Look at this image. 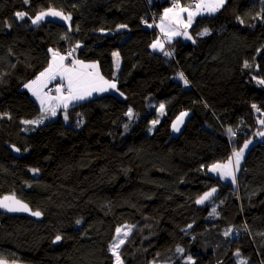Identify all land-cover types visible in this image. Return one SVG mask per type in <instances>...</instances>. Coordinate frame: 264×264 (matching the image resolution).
<instances>
[{"label": "trees", "instance_id": "1", "mask_svg": "<svg viewBox=\"0 0 264 264\" xmlns=\"http://www.w3.org/2000/svg\"><path fill=\"white\" fill-rule=\"evenodd\" d=\"M170 2L0 0V196L14 192L44 214L35 220L0 212V256L25 259L45 249L59 255L43 264H114L110 243L129 222L138 229L123 247L124 264L164 259L178 246L184 253L172 264H184L186 255L194 264H240L237 253L246 264H264V84L252 76L264 79V0H226L195 18L191 40L177 38L158 51L151 13L159 17ZM49 8L72 20L31 23ZM21 11L23 20L15 16ZM69 48L98 62L122 96L107 92L72 104L69 123L62 116L24 123L41 111L25 84L50 64V50ZM238 71L239 95L216 110ZM147 99L165 106L153 131L157 114ZM130 108L136 116L127 115ZM184 110L190 114L175 134L173 121ZM250 138L236 183L210 170ZM215 185L217 197L199 206Z\"/></svg>", "mask_w": 264, "mask_h": 264}, {"label": "snow or ice", "instance_id": "2", "mask_svg": "<svg viewBox=\"0 0 264 264\" xmlns=\"http://www.w3.org/2000/svg\"><path fill=\"white\" fill-rule=\"evenodd\" d=\"M25 3H28V0H25ZM225 3V0H198L195 5H190L188 7H182L178 0L176 3L173 4L172 8H167L164 10V16L161 17V31L165 34V36L170 39L174 35H185L187 36V32L181 33L179 31L174 30L171 27L172 23L175 24H181L185 29L190 26L193 18L198 15L202 14L204 12L207 13H215L218 11ZM194 8V11L192 10ZM188 13L187 16V23H184V21L181 18L182 13ZM171 14V17L169 16ZM28 14L26 12H16L15 16L23 20ZM46 16H52V17H60L63 20L70 21L71 16L65 15L62 11H57L55 9H48L47 11H42L39 14H37L33 19H31L32 24H38L41 20H43ZM165 21H170L169 25L165 26ZM243 23V21H241ZM120 27H126V25H120ZM207 29L204 30L203 33H200V35L207 34ZM191 37H189L190 39ZM152 48L156 49L159 48L163 50V43L159 40L154 42L151 45ZM51 51V50H50ZM74 51V50H73ZM72 52L68 53V56H71ZM113 55L116 57L117 61V67L119 66V54L113 53ZM165 55H171V53L166 52ZM67 59L66 56L61 55L59 52L53 51L52 52V60L48 66L43 72L37 76V78L30 82L29 84H26L25 87L32 90L33 94L37 97V99L40 100V104L42 109L45 112H50L52 116L56 115V108L60 105L63 106L64 109H67L69 102L71 101H77L84 99L86 96L92 95L93 92H103L106 91L109 88H115V83L109 82L104 79L103 76L100 75L97 65L96 64H84L83 61H72V66L65 65L64 61ZM245 66H248L247 64ZM90 70V71H89ZM59 75L62 78L67 80V86L66 91L67 95L63 94L64 88L63 86L57 87L56 92L59 93V95L52 97V96H46L41 95V88L44 86L46 81L55 79L56 76ZM180 78L184 80V83L187 84V79L184 78L183 73L179 74ZM260 84H264V80L258 81ZM122 95V94H121ZM50 101H56V105L54 107H45ZM255 108L256 105H253ZM161 111L164 109V105H160ZM259 111V109H257ZM127 115H132V110L129 109ZM187 115V113H181L179 117H177V121L173 124V128L175 130H179V125L183 122V117ZM44 117H41L40 120L35 121H24V123H32V124H39L42 122ZM67 119V117H65ZM157 121H153V124H155ZM261 124H264V120L260 121ZM230 133H232V130H228ZM232 135H235V133H232ZM260 136H264V132L258 133ZM248 143L246 142L244 145V148H247ZM19 151V149H17ZM244 149L241 148L239 151H234L232 157H229L227 162L225 163H214L211 165L210 170L212 172H219L222 176H231L233 178V181H235V175L233 171V164H235V167L238 169L240 160L243 156ZM233 157L235 158L233 160ZM33 171H38L34 169ZM215 192V189H212L210 192H206L199 200H197V203H204L205 200H207L212 193ZM0 207L7 208L9 211H30L27 204L23 203L20 200H17L15 196H4L2 199H0ZM215 211V210H213ZM33 216H40L41 212L39 211H33ZM79 223V221H77ZM130 227V226H129ZM190 227V226H189ZM123 232V235L126 237L128 235L127 231H124L123 228L118 227L116 229L117 234V242H114L111 246V251L115 255V264H123L120 254H119V247L121 244L124 243L123 239H119L120 234ZM229 233L226 231L225 235H228ZM62 237L60 235H57L55 237L56 241H60ZM178 252H182L183 249L178 248ZM239 253H237L238 255ZM189 260L192 258L189 256ZM0 264H6V261L0 260ZM241 264H246V262L241 261Z\"/></svg>", "mask_w": 264, "mask_h": 264}, {"label": "rangeland", "instance_id": "3", "mask_svg": "<svg viewBox=\"0 0 264 264\" xmlns=\"http://www.w3.org/2000/svg\"><path fill=\"white\" fill-rule=\"evenodd\" d=\"M49 9H55V10H57V11H61V10H59V9H56V8H49ZM48 10V9H47ZM46 10V11H47ZM63 12V11H62ZM64 13V12H63ZM65 15H70V14H66V13H64ZM71 16V15H70ZM46 17H51V18H54V19H59V20H63L62 18H60V17H52V16H46ZM45 17V18H46ZM72 17V16H71ZM44 18V19H45ZM71 20H72V18H71ZM70 20V21H71ZM64 21V20H63ZM66 21V20H65ZM70 21H68V22H70ZM53 51H55L54 49H52V52ZM51 52V53H52ZM57 52V51H56ZM115 53H118V52H115ZM119 54V53H118ZM113 58H114V64H115V71H116V73H118L119 72V70H120V67H121V59H120V55H119V63H120V67H119V69H118V67H117V61H116V57L113 55ZM75 60H77V61H79V59L78 58H76ZM66 61V63L69 65V66H72V64H70L68 61H67V59L65 60ZM67 65V66H68ZM3 67H1L0 66V70L2 69ZM242 73L240 72V71H238V72H236V74L234 75V77H233V79H232V81L230 82V84L228 85V88H227V90H226V92L224 93V95L221 97V99H220V101L215 105V109L216 110H218V111H221L222 109H224L225 107H227V106H229L230 105V102H231V100H235L236 98H237V96L239 95V93H240V91H241V88H242V85H243V78H242V75H241ZM254 78H255V80H256V82L257 81H260V80H264V79H262V78H260V77H258L257 75H255L254 73H253V75H252ZM110 82V81H109ZM258 84H260L259 82H257ZM262 85V84H261ZM110 89V88H109ZM109 89H107L106 91H104V92H99V93H107V92H111V90H109ZM53 93V92H52ZM98 93V94H99ZM114 93V92H113ZM117 93H119L118 95H120V96H122L121 94V92L120 91H118L117 90ZM161 104H163L164 105V103H160V104H158V105H156L154 102H152L150 99H147L146 100V106L147 107H149V108H151V109H155L156 110V117L155 118H153L152 120H151V125H150V128H149V130L150 131H153L154 129H155V127H156V125L158 124V122L164 117V115H165V106H164V109H163V111H161V109H160V105ZM131 110H132V115L130 116V117H134V116H136V114H135V110L133 109V108H130ZM181 113H187V115H185L184 117H183V122L179 125V130L177 131V130H175L173 127V133H175V134H178L180 131H181V129L183 128V125H184V122H185V120H186V118L188 117V115L190 114V111L189 110H184V111H182ZM180 113V114H181ZM180 114L177 116V117H179L180 116ZM65 117H67V119L65 118ZM177 117H176V119L173 121V124L177 121ZM63 119H64V121L66 122V123H69V118H68V115H67V112L65 111L64 113H63ZM153 121H157L155 124H153ZM36 141H37V143H41V140H39L38 138H36ZM254 139L253 138H250L249 140H247L246 142L248 143V146H247V148H244V145H245V143H244V145L241 147V148H243L244 149V151H243V156H242V158H241V160H240V164H239V167H238V169L240 168V165H241V163H242V161H243V159H244V156H245V154H246V151L249 149V147L254 143ZM241 148H237V149H235V151H239ZM232 155H233V151L231 152V155H230V157H232ZM235 158L233 157V160H234ZM225 162H227V160L226 161H224V162H221V163H225ZM236 167H235V164H233V171H234V175H235V183L237 182V170H238ZM220 175H221V173H220ZM221 177L222 178H224V179H227V180H233V178L231 177V176H222L221 175ZM214 208H216V203L213 205V209ZM130 226V227H129ZM118 227H121V228H123V230L124 231H127L128 232V235L125 237L124 235H123V232L120 234V236H119V239H123L124 240V243L123 244H121L120 245V247H119V249H118V251H119V254H120V258H121V260H122V262H123V264H124V260H123V258H122V252H123V247H124V245L126 244V242L130 239V237H131V235L138 229V225H135V224H132V223H129V222H125V223H123V224H121V225H119ZM117 227V228H118ZM114 242H117V234H116V232H115V236H114V238H113V240L111 241V243H110V249H111V246H112V244L114 243ZM178 248H180V249H183L182 248V246H178L176 249H178ZM112 252V251H111ZM178 252V251H177ZM184 253V250L182 251V252H178L177 254H175V255H171V256H166L164 259H160V260H157V259H152L148 264H172L174 261H175V259L177 258V256L178 255H180L179 257H181L182 256V254ZM58 253L57 252H54V251H45V249H43V250H41L40 252H38V253H34V254H30L29 256L30 257H33V258H35V259H39V260H46V261H48V260H52V259H55V258H57L58 257ZM112 255H113V257H114V264H115V260H116V258H115V255L112 253ZM191 257L192 259L191 260H189L188 259V257ZM238 256V260H239V262H240V264H241V261H244V259L240 256V254H238L237 255ZM182 262L184 263V264H194V262H195V259H194V257L193 256H191V255H186L185 257H183L182 258ZM244 262H246V261H244Z\"/></svg>", "mask_w": 264, "mask_h": 264}, {"label": "crops", "instance_id": "4", "mask_svg": "<svg viewBox=\"0 0 264 264\" xmlns=\"http://www.w3.org/2000/svg\"><path fill=\"white\" fill-rule=\"evenodd\" d=\"M225 1H226V0H225ZM197 2H198V1H197ZM197 2H196V3H197ZM182 7H188V6H182ZM167 8H172V7H167ZM167 8H165V9H167ZM165 9H163V10L161 11V14H160L159 17L155 20L156 23H155V22L152 23V25L154 26V28H157V29L159 30V35H158L157 40L161 41V42L163 43V45H164L163 50H161V49H159V48H156V50H158V51H165V50L167 49V45H168V43L171 42V41H173L174 39H177V38H183V39H185V40H191V39H192V35H191V32H190V27H191V25L194 23L195 18H196L197 16H199V15H202V14H211V13L204 12V13H202V14H198V15H196V16L193 18V20H192L190 26L187 27V29H185L181 24H175V23H172V24H171V27H172L174 30L179 31V32H181V33H184V32L186 31V32H187V36H185V35H183V34H181V35H174V36H172L170 39H168V38L165 36V34L161 31V27H160V25H161V17L164 16V10H165ZM192 10L194 11V8H193ZM216 12H217V11H216ZM169 16L171 17V14H169ZM187 16H188V13H187V12L181 14V18H182V20L184 21V23H187ZM67 22H68V21H67ZM164 23H165V26L167 27V26L169 25L170 21H165ZM189 37H191V38L189 39ZM157 40H156V41H157ZM51 51H52V50H51ZM55 51H57V50H55ZM57 52H58V51H57ZM59 53H60V52H59ZM60 54L65 56L64 53H60ZM51 60H52V56H51ZM79 61H83V60L79 59ZM50 62H51V61H50ZM64 63H65V65H68V64L66 63V61H64ZM83 63H84V64H96V65H97V69H98V71H99V73H100V75H101V72H100V69H99L98 62H96V61H88V62L83 61ZM48 66H49V65H48ZM48 66H47L46 68H48ZM68 66H69V65H68ZM119 67H120V63H119ZM119 67H118V69H119ZM46 68H45V69H46ZM45 69H44V70H45ZM44 70H42L41 72H43ZM89 71H90V70H89ZM41 72H40V73H41ZM40 73H38L37 76H39ZM115 74H116V71H115ZM37 76H35V77L32 78L31 80H29L26 84H29L30 82L34 81V80L37 78ZM101 76H102V75H101ZM104 79H105V78H104ZM105 80L110 81V82H112V83H115L114 80H109V79H105ZM62 81L65 82V83L67 84V80L64 79V78H62V77L59 76V75H57L55 79H52V80H48V81H46V83L44 84V86L41 88V95L52 96V97H55V96L59 95V93L56 92V89H57V87H60L59 82H62ZM52 83H56V84H57L56 89L53 91V93L46 94V93H45V88H46L48 85L52 84ZM26 84H25V85H26ZM115 85H116V83H115ZM116 87H117V86H116ZM116 87H115V88H110L109 90H111V92H116V93H117V88H116ZM27 89L29 90L30 94H31V95L36 99V101L38 102L41 111H40V114H39V116H38L37 118L29 119V120H26V121L40 120L41 117H44L43 120H42V122H45V121L48 120V119L56 118V117H58V116H62V117H63V113H64L65 111L67 112V115H68V118H69V107H70L72 104H74V103H76V102H78V101L84 100V99H86V98H89V97H92V96H95V95L102 94V93H99V92H93L92 95H90V96H86L84 99L77 100V101H71V102H69L67 109H64L63 106L60 105L59 107L56 108V115H55V116H52V115L50 114V112H45V111L42 109L41 104H40V100L37 99V97L33 94L32 90L29 89V88H27ZM103 92H104V91H103ZM98 93H99V94H98ZM63 94H64V95H67V92L63 91ZM222 96H223V95H222ZM222 96H221V97H222ZM221 97L219 98L218 102L220 101ZM231 101H232V100H231ZM218 102H217V103H218ZM55 105H56V101H50L47 105H45V107H54ZM226 108H228V106L225 107V109H226ZM222 110H223V109H222ZM222 110H221V111H222ZM42 122H41V123H42ZM28 124H29V123H28ZM31 124H32V123H31ZM39 124H40V123H39ZM33 125H36V124H33ZM37 125H38V124H37ZM35 138H38L39 140H41V135H36ZM39 144H40V142L37 143V145H39Z\"/></svg>", "mask_w": 264, "mask_h": 264}, {"label": "water", "instance_id": "5", "mask_svg": "<svg viewBox=\"0 0 264 264\" xmlns=\"http://www.w3.org/2000/svg\"><path fill=\"white\" fill-rule=\"evenodd\" d=\"M212 189H215V192H213L212 195L207 200L204 201V203H198L199 206H204V205L208 204L209 202H211L213 199H215L217 197V195L221 191V186L220 185H215L213 187H210L197 200H199L206 192L212 191ZM4 196H15V198L17 200H20L23 203L27 204L29 209H30V211H9L7 208L0 207V212L5 213V214H9V215H25V216L31 217V218H33L35 220H42L43 219L44 214H43V212L41 210L34 209L31 206V204H29L26 200H24L21 197H19L16 193H14V192L5 193V194L0 196V199H2ZM33 211H39V212H41V215L40 216H33L32 215ZM60 241H56L54 239L53 243L54 244H58ZM0 260L6 261V264H39V263H35L33 261H29L27 259L9 260L6 257H2V256H0Z\"/></svg>", "mask_w": 264, "mask_h": 264}, {"label": "built area", "instance_id": "6", "mask_svg": "<svg viewBox=\"0 0 264 264\" xmlns=\"http://www.w3.org/2000/svg\"><path fill=\"white\" fill-rule=\"evenodd\" d=\"M197 0H195L194 2H196ZM177 2V0H171V2H170V4H169V6L170 7H173V4L174 3H176ZM179 2V1H178ZM179 4L181 5V6H183L180 2H179ZM187 6H190V5H187ZM151 18H152V20H156L158 17H157V13L155 12V11H153L152 13H151ZM69 52H72V55L71 56H68V53ZM65 54V56L67 57V61L70 63V64H72V61L73 60H75L76 59V57H75V55L73 54V50H72V48H69L67 51H66V53H64ZM59 85L60 86H63V88H64V91L65 92H67L66 91V86H67V84L65 83V82H59ZM56 87H57V84L56 83H52V84H50V85H48L46 88H45V93L46 94H50V93H52L55 89H56Z\"/></svg>", "mask_w": 264, "mask_h": 264}, {"label": "flooded vegetation", "instance_id": "7", "mask_svg": "<svg viewBox=\"0 0 264 264\" xmlns=\"http://www.w3.org/2000/svg\"><path fill=\"white\" fill-rule=\"evenodd\" d=\"M25 259L29 260V261H33L35 263H39V264H43L46 260H39V259H35L33 257H30L29 255L25 256ZM49 261V260H48Z\"/></svg>", "mask_w": 264, "mask_h": 264}]
</instances>
